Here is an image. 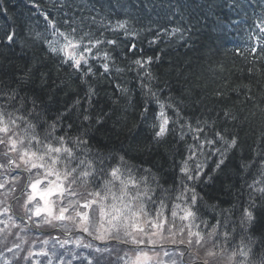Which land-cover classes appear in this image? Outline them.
<instances>
[{"label":"snow or ice","instance_id":"6c2138e0","mask_svg":"<svg viewBox=\"0 0 264 264\" xmlns=\"http://www.w3.org/2000/svg\"><path fill=\"white\" fill-rule=\"evenodd\" d=\"M225 3L238 15L243 13L245 17L246 8L253 6L252 0L247 6L242 0H225ZM66 6L69 5L64 0H59L61 9ZM171 6L177 12L188 7L187 4L180 3ZM255 6L261 9V14L248 29L250 46L246 49L254 57L257 52L264 56V0H255ZM212 7L209 4V9ZM41 15L47 28L51 29V35L56 38H44L48 52L60 57L62 64L73 69L85 83L87 91L83 105L77 98L72 105L48 121L44 106L36 98L21 95L18 87L0 89V145H3L0 155L7 160L6 164L0 163V170H19L11 180L0 179V189H5L8 184L12 185L4 196L14 193L16 182L21 175L25 177L19 195L15 197V202L23 201V215L10 214L11 206L6 205L5 200H0V216L6 217L0 219V225H3L0 227V235L4 236V241L7 240L5 233L12 234L10 228H19L21 232H37L41 227L47 226L62 231L65 239H44L40 241L42 247L39 251L29 250L24 256L26 261L44 257L46 264H53L52 257L58 260V264H71L72 259L77 258L81 260V264L84 261L93 264V259L96 264H162L158 259L161 251L168 258L166 264H215L216 258L225 257L226 251L227 264H264V148L257 145L253 159L241 165L242 170H252L255 174L250 182L245 181L250 191L239 218L231 221L228 213L224 221L218 219L210 230L207 225L202 230L196 221L199 211L197 201H202L203 197L197 192L196 185L212 179V175L206 172L210 158L215 157L212 173L225 165L229 153L237 147V136L233 134L229 137L219 130L209 136L205 126L211 129L214 124L207 121L197 120L193 126L190 120L181 115L180 109L171 103V97L164 101L160 99L158 90H153L151 84L155 78L145 71L144 77H138V87L145 97L143 113L149 111V101L158 106L150 124L153 142L159 144L172 133L179 140L189 137L192 141L186 144V154L178 164V187L164 189L150 169H143L144 174L137 175L140 170L130 167L123 155L116 157L117 163L113 165L111 158L103 157L99 151L93 153L88 144V129L83 125L91 126L93 121L101 124L103 116L93 118L89 111L97 96L95 86L88 82L89 77L97 75L90 61H102L99 73L101 77L111 76L112 69L117 74L123 72V69L116 67L112 54L99 47L101 44L116 45L117 41H105L95 37L90 31H83L85 18L77 23L72 17H68L63 21L67 30H61L55 18H50L47 12H42ZM86 19H90L93 24H103V19L98 21L96 16ZM233 23L238 25L239 21ZM117 28L124 29L125 35H138L137 32H128L126 20L118 21ZM185 30L190 31V28ZM177 32H181L183 38L179 28L172 29L170 34L175 35ZM40 36V33H36V37ZM15 42L14 29L6 30L0 39V43L8 46ZM155 42V39L149 41L150 44ZM127 47L129 51L136 49L135 43H130ZM152 61L153 58L149 56L137 58L133 64L144 69ZM251 72L250 68L249 73ZM29 74L18 77L17 83H22ZM115 87L131 102L132 95L128 87L120 83H116ZM73 109H76L81 119L80 134L68 136L65 132L64 135L57 136L58 126H63ZM169 109L172 110L173 117H169ZM225 116H228L227 112ZM231 118L235 119V116ZM67 128L71 129L72 124H67ZM201 133L204 135L201 136ZM90 183L96 185L94 190H87ZM80 188H85L86 191L80 192ZM156 188L162 194L170 192L171 199L179 201L172 206L171 223L163 212L166 207L164 199L167 197L162 195L153 199ZM150 204L154 206L152 210L149 209ZM177 209L180 210L179 220L182 222L179 229L176 228ZM34 217L39 219L34 220ZM257 225H260L259 236L251 231ZM237 227L242 234L238 243L234 238ZM73 230L79 231L81 235L70 239ZM16 239L20 243H14L7 251L14 252L15 258L19 260L15 250L22 251V244L28 241L19 233L16 234ZM50 243L51 249L47 247ZM69 244H73L75 249L87 250L88 254L81 253L78 256L74 249L66 247ZM168 244L173 246L172 251L167 250ZM32 247H35V241ZM65 256L70 259L65 260ZM0 258L4 259V264H13L12 260L3 257V253H0ZM35 264H41V261L36 259Z\"/></svg>","mask_w":264,"mask_h":264},{"label":"trees","instance_id":"16d2710c","mask_svg":"<svg viewBox=\"0 0 264 264\" xmlns=\"http://www.w3.org/2000/svg\"><path fill=\"white\" fill-rule=\"evenodd\" d=\"M242 2L247 6L250 0ZM64 3L69 6L61 9L59 0H0V39L8 29L16 32L12 46L0 43V89L18 87L21 95L36 98L44 106L48 121L77 98L83 105L87 87L73 69L61 63L60 57L48 52L44 38H56L41 13L47 12L50 18H55L61 30H67L63 21L68 17L77 23L85 18L83 31H90L95 37L103 33L102 39L110 37L117 41L116 45L99 47L110 52L116 67L123 69L120 74L113 71V75L132 95L131 102L124 95L119 100L120 92L109 76L101 77L97 73L96 77L88 78L97 90L90 114L93 118L103 116L101 124L93 121L91 126L83 125L88 129L91 151L111 158L113 165L117 163L116 157L123 155L130 167L140 170L137 175H143V169H150L164 189L178 187V164L186 154V144L192 141L189 137L179 140L175 133L159 144L152 140L150 124L158 106L149 101V111L143 113L145 97L138 87V77H144L145 68L133 64L137 58L151 56L153 61L147 65V71L155 78L152 88L158 90L162 101L171 97V103L193 126L197 120L214 124L211 129L205 126L209 136L216 130L229 137L237 136V147L229 153L225 165L212 173L215 157L210 158L206 172L212 179L196 185L203 197L197 201V223L205 222L211 229L218 219L224 221L228 213L231 221L237 220L250 191L245 181L250 182L255 174L252 170H242L241 165L253 159L257 145L264 148V56L257 52L254 57L246 50L250 46L248 29L261 14L255 0L252 7L246 8L247 17L234 12L225 0H142V3L140 0H64ZM174 3L188 7L177 12L171 6ZM209 4L213 6L211 9ZM90 16H96L98 21L103 19V24H93L86 19ZM125 20L128 32L138 35H125L124 29L117 28V22ZM174 28L182 30L183 38L181 32L170 34ZM189 28L190 31L185 30ZM36 33L41 36L36 37ZM153 39L156 42L150 44ZM130 43H135L134 51L128 50ZM25 73L30 74L18 84L17 78ZM168 115L173 117L171 109ZM69 123L71 129L67 128ZM65 132L68 136L81 132L76 109L63 126H58L56 135ZM92 184L95 189L96 185ZM162 195L167 197L164 199L167 210L171 209L175 202L159 188L155 189L153 199ZM251 231L259 236L260 225ZM241 235L240 229L235 228L237 243Z\"/></svg>","mask_w":264,"mask_h":264},{"label":"rangeland","instance_id":"374dc122","mask_svg":"<svg viewBox=\"0 0 264 264\" xmlns=\"http://www.w3.org/2000/svg\"><path fill=\"white\" fill-rule=\"evenodd\" d=\"M0 149L3 150V145H0ZM13 155H15V154H13ZM3 174H4V172H3ZM21 176H23V175H21ZM21 186L22 185H20L18 187L20 188ZM87 190H94V187H93L92 183H90L87 186ZM79 191L80 192H85L86 189L85 188H80ZM8 196H10V195H8ZM0 197H1V194H0ZM22 203H23V201H21L19 203L16 202L14 204V206H15L14 211L17 214L23 215V211H22V208H21V204ZM5 204L9 205L8 201H6ZM153 207H154L153 205H151V204L149 205V209L150 210H152ZM171 210H172V208L167 210V206L163 210L164 215L169 218V223H171V219H172L171 218ZM179 211L180 210L177 209V212H178V217L176 218V228L177 229H179L180 224L182 223L179 220ZM5 218L6 217L0 216V219H5ZM33 219L36 220V219H39V218L34 217ZM16 223H20V222L16 221ZM183 223H187V222H183ZM21 226L23 227V225H21ZM0 227H3V225H0ZM165 227L167 228L168 225L166 224ZM9 231L12 233L11 235H7V233L4 234V235L7 236L6 242L4 241V236L0 235V249L4 248L2 250V252L5 253V258H7L9 260H12L13 264H35V260L36 259H39L41 261V264H46V258H44V257H34V258H31L30 260L26 261V260H24V256L27 254V252L29 250L39 251V249L42 247V244L40 243V241H42L44 239H50L51 237H59V239L63 240V239L66 238L65 235L62 233V231L57 230V229H51V228H48L47 226L41 227L39 229V231H37V232H33L31 230H27L25 232H21L19 228H10ZM17 233H19L20 236H23L28 241L26 244H22V249H23L22 251L15 250L16 254H18V256L20 258L19 260H17L15 258L14 252H8L7 251V248L11 247L14 243H20V241L16 239V234ZM41 233H43V235H41ZM79 235H81V233L79 231L73 230L70 239H75ZM37 237H38V239H37ZM85 239L86 240L88 239L86 237V234H85ZM34 241H35V247L33 248L32 245H33ZM97 243H99V242H97ZM47 247L49 249H51V243ZM57 247H59V246L57 245ZM66 247L69 248V249H74L77 252L78 256L81 253L84 254V255L88 254V251L83 249V248L75 249V246L73 244H69ZM180 247L183 248V246H180ZM166 248L169 251L173 250V246L170 245V244L166 245ZM226 256H227V251L225 252V257L220 258L218 256V258H216L215 264H227ZM90 258H92V257H90ZM64 259L68 260V259H70V257L65 256ZM158 259L162 262V264H166V261L168 260L167 257L163 256V252L162 251L160 252V255H159ZM201 259H203V254H201ZM52 262H53V264H58V260L55 257H52ZM0 264H4V259L3 258H2ZM71 264H81V260L79 258L72 259ZM84 264H87V261H84ZM93 264H96L95 259H93Z\"/></svg>","mask_w":264,"mask_h":264},{"label":"bare ground","instance_id":"6f19581e","mask_svg":"<svg viewBox=\"0 0 264 264\" xmlns=\"http://www.w3.org/2000/svg\"><path fill=\"white\" fill-rule=\"evenodd\" d=\"M102 37V35H101V33H97V38H100V39H102L101 38ZM235 38V37H234ZM109 39H113V38H110V37H104L103 38V40H109ZM238 40V39H237ZM237 40H235V41H237ZM230 44H235V43H230ZM90 63H92V65H93V69H94V71L96 72V73H100V71H101V67H100V65H101V63H99V62H97L96 60H92V61H90ZM110 68H111V65H110ZM113 71H114V69H112V74H111V76H109L110 77V79L111 80H114L115 81V84L116 83H119V81L116 79L117 77L115 76V75H113ZM145 71H147V65L145 66ZM106 76H108V75H106ZM122 97V94L120 93L119 95H118V99L120 100V98ZM0 179H8V180H10L11 179V176L10 175H4V176H0ZM7 187L5 188V189H0V194H1V197H0V200H7L8 198L7 197H5L4 196V193L7 191ZM13 194V193H12ZM165 194H167V195H171L170 193H165ZM10 200V199H9ZM175 203H179V201H175V200H173ZM10 202H11V209L13 210V213L16 215V216H19V215H21V214H17L15 211H14V209H15V206H14V203H13V200H10ZM173 202V203H174ZM174 203V204H175ZM18 222H20V221H18ZM205 225H207V228L209 229V227H210V225H208L207 223H202L201 225H200V228L203 230L204 228H205ZM212 228V227H211ZM210 230V229H209ZM4 249V248H3ZM3 249H0V253H3V257H5V253L4 252H2V250ZM1 260H2V258H0V263H1Z\"/></svg>","mask_w":264,"mask_h":264}]
</instances>
